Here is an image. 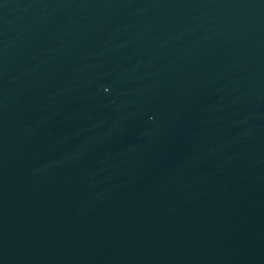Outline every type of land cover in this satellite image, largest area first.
<instances>
[{
  "label": "water",
  "instance_id": "obj_1",
  "mask_svg": "<svg viewBox=\"0 0 264 264\" xmlns=\"http://www.w3.org/2000/svg\"><path fill=\"white\" fill-rule=\"evenodd\" d=\"M0 264H264V0H0Z\"/></svg>",
  "mask_w": 264,
  "mask_h": 264
}]
</instances>
